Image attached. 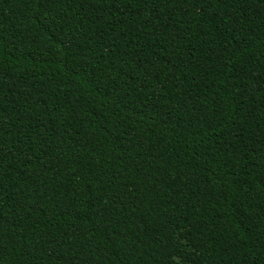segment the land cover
I'll return each mask as SVG.
<instances>
[{"label": "trees", "instance_id": "obj_1", "mask_svg": "<svg viewBox=\"0 0 264 264\" xmlns=\"http://www.w3.org/2000/svg\"><path fill=\"white\" fill-rule=\"evenodd\" d=\"M0 264H264V0H0Z\"/></svg>", "mask_w": 264, "mask_h": 264}]
</instances>
